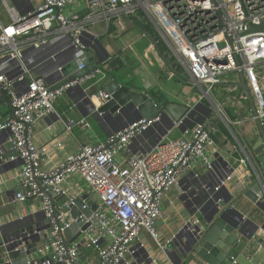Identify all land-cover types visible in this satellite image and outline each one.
<instances>
[{"label":"built area","instance_id":"1","mask_svg":"<svg viewBox=\"0 0 264 264\" xmlns=\"http://www.w3.org/2000/svg\"><path fill=\"white\" fill-rule=\"evenodd\" d=\"M83 1L81 10H71L73 0H18L29 10L21 13L10 0H0L8 21L0 16V97L7 99L11 109L9 116L0 112V134L9 133L6 143L12 153L8 161L21 162L20 186L13 202L40 200L44 220L20 217L22 229L4 239L1 246L22 252L29 264H132L144 247L138 243L143 231L158 243L163 198L180 178L198 161L207 172H216L210 156V151L213 156L216 150L209 124H197L186 131L189 136L173 138L183 121L169 128L161 112L133 120L106 141L84 145L54 169L46 170L43 162L48 150L36 145L35 124L54 113L56 102L71 90L87 84L89 89L99 87L108 77L107 66L63 84H49L36 70L38 64L28 67L24 62L22 53L31 47L45 49L55 39L86 53L99 40V24L104 25L105 33L111 27L125 32L126 20L148 24L157 34L156 44L162 42L168 48L182 74L176 71V75L198 88L201 100H207L217 114L222 113V106L213 95L214 88L223 83L224 76L242 73L256 106L252 120L264 125V31L250 30V24L264 20V0ZM36 50L28 52L30 60ZM86 62L82 60L79 70ZM111 97L100 89L91 100L101 106ZM158 127L164 132L153 148L139 153L131 149L135 140ZM4 148L0 144V161ZM72 176L83 180L100 204L91 198L83 200V208L96 206L90 217L70 216L74 200L79 198L67 185ZM232 178L229 172L216 177L213 192L226 188ZM54 197L66 200L58 202ZM80 220L89 227L65 245L61 235ZM197 224L188 221L178 234L197 229ZM36 238L44 241L33 244ZM8 263L5 256L0 258V264ZM231 264L241 263L234 259Z\"/></svg>","mask_w":264,"mask_h":264},{"label":"crops","instance_id":"2","mask_svg":"<svg viewBox=\"0 0 264 264\" xmlns=\"http://www.w3.org/2000/svg\"><path fill=\"white\" fill-rule=\"evenodd\" d=\"M17 1L10 0L13 5ZM38 1L36 0L35 3ZM83 6V0H73L70 8L81 10ZM0 16L4 22H8L1 6ZM125 24L127 29L122 33L115 27H111L109 32L105 33L104 25H97L96 29L100 33L99 40L86 52H91L96 61L106 55L110 56V60H119L122 63V72L127 68L132 69L134 72L132 73L136 76V86L142 88L144 85L152 96H154L153 93L161 92L171 103L185 104L191 108L198 106L201 110L198 116L202 115L206 119L204 123H209L211 138L215 144L216 153L212 156L210 151V156L215 162L216 172H207L204 164L198 161L163 198L157 231L158 243L164 247L165 251L143 231L138 243H142L144 247L132 259V264H173L166 251L176 245L184 248L182 243L188 240L190 234L196 233L197 230L193 227L190 231L178 234L188 221H197V225L201 228L205 224L209 217V212L205 210L206 201L215 193L213 190L217 181L216 177L227 172L233 174L232 181L221 193L223 199H229L230 196L236 197L246 183L253 179L254 146L258 140L254 133L256 122L252 120L254 116L252 105L242 88V78L239 73L224 76L223 83L213 90L215 99L222 106V113L219 112L214 118L205 116L202 113H208V111L203 105L211 107L210 103L205 99L201 100L198 88L184 83L186 79L181 80L176 75L174 70L176 64L169 51L162 54L154 37L149 34L144 36L145 31L139 24L128 20ZM45 50L42 65L39 67L38 63L36 66L38 69L42 68L43 74H46L47 70L50 72V67L54 63L53 59L62 61L73 57L75 53L70 43H61L55 39ZM50 62L53 63L48 65ZM106 66L107 76L109 73L116 77L122 74V72H117L119 69L113 71L110 66ZM116 67L118 68L119 65L117 64ZM183 76L185 77L186 74L183 73ZM108 81L107 77L99 87L89 89L90 84H87L83 88L87 93H96L100 89L105 90L104 86ZM99 106L98 101L95 99L88 101L85 93L80 88H76L56 102L54 113L37 121L34 126V141L38 147H46L48 150L43 162L46 170L54 169L84 145H95L106 141L109 135L136 119L133 110L125 112L124 115L120 112L121 119L118 117L120 115H116L118 113L96 115L95 109ZM0 112L4 116H9L11 113L7 99L3 97H0ZM167 123L169 124V120L164 122V124ZM186 131L188 130L176 129L172 137H187L189 134H186ZM163 132L159 127L151 130L145 136L135 140L131 149L136 153L150 150L159 142ZM8 138V132L0 134V144L5 145L1 155L3 160L0 161V245L4 239L8 240L12 234L22 229L24 223L18 220L20 217L33 216L40 223L44 221L40 200L33 199L24 203L13 202L20 186L18 174L21 162L19 160L8 161V154L12 153L6 143ZM67 185L71 194L79 198H91L100 205L96 197L90 196L92 191L80 178L69 177ZM54 199L58 202L63 201L59 197H54ZM233 207L238 209L249 231L254 230V224L260 226L261 223L257 219L253 205H248L243 209L238 206ZM254 233V238L246 245L237 259L241 264H264V231L258 228ZM174 236L177 238L173 241ZM43 241L41 238H36L33 244H40ZM185 255L186 252L181 256L182 264H209L198 256L189 262Z\"/></svg>","mask_w":264,"mask_h":264},{"label":"water","instance_id":"3","mask_svg":"<svg viewBox=\"0 0 264 264\" xmlns=\"http://www.w3.org/2000/svg\"><path fill=\"white\" fill-rule=\"evenodd\" d=\"M14 4L21 13L29 11L18 2ZM250 30L264 31V20H262L259 25L250 24ZM44 48L46 49L47 47ZM72 48L75 51L73 57L63 59L62 61L54 60V63L50 62L48 64L50 65L53 63L50 67V72L47 70L46 74H44V78L49 84H63L74 78L81 77L97 67H104L105 65L110 66L113 71L119 69L117 72H122L123 70L122 63L119 60H110L109 55L96 61L91 52H82L75 46H72ZM45 49L36 50L34 47H31L23 52L22 56L26 66L32 67L43 62V57L46 54ZM34 50L36 51L32 56L33 59L30 60L27 54ZM84 59H87V65L83 70H79V65ZM117 64L119 65L118 68L116 67ZM36 70L43 74L42 68ZM132 72L130 68L124 69L119 77L109 73V81L104 86V89L107 93L111 94L112 97L106 104L96 108V115H115V113H118L116 115H120V112L124 115L125 112L133 110V115H135L137 119L140 117L150 118L161 112L164 117V122L169 120V128H171L175 122L183 121V125L177 128L181 131L190 130L197 124H204L206 119L202 117V115L198 116V113L201 112L198 106L191 108V106L185 104L171 103L168 99H165L161 103H157L154 97L145 89L144 85L142 88H139L136 84L126 85L119 79L125 76L128 81L135 82L136 76L133 74L134 72ZM240 75L242 78V88L245 90L251 102L253 115L256 116L257 111L252 93L246 84L243 74L241 73ZM184 83H187V80H185ZM80 89L85 93L88 101H91V96H93L94 93L85 92L83 87H80ZM203 106L208 111V113L203 112V115L211 118L217 115L212 107ZM121 116L122 115L118 117L121 119ZM255 122L256 127L254 133L257 135L258 140L254 146L255 153L253 161L255 170L253 179L246 183V186L238 192L236 197L230 196L231 198L228 197L229 199H223L224 197L221 195L223 189L208 197L205 210L209 212V217H207L202 228L197 226L196 233L190 234L188 240L182 243L184 244V248H179L180 245H176L171 249H167L166 252L173 264H182L183 260L181 256H183L185 252V256L188 257L187 261L189 262L198 256L206 260L209 264H231L234 259H238L246 245L254 238V232L258 230V228L264 231V125L260 120H256ZM52 195L55 196L56 193L54 192ZM84 199L85 198H76L74 200L75 205L70 210V216L73 219H80L81 216L90 217L96 210V206L92 209L83 208ZM62 200H66V198H62ZM248 205H253L257 219H259L261 223L260 226L254 224L253 231H249L247 227H245V220H243L238 209L233 207L238 206L243 209L248 207ZM57 215L58 213L55 212V218H57ZM56 224L59 225L57 219ZM89 225L90 224L86 223L85 220L72 223L61 235L63 243L67 245L78 239ZM73 235H75V237L72 239ZM0 255L1 257H6V260L9 262L8 264H29L28 257L25 254L20 251H11V248L8 246L0 245Z\"/></svg>","mask_w":264,"mask_h":264},{"label":"trees","instance_id":"4","mask_svg":"<svg viewBox=\"0 0 264 264\" xmlns=\"http://www.w3.org/2000/svg\"><path fill=\"white\" fill-rule=\"evenodd\" d=\"M139 24V26L141 27V29L142 30H144L146 33H148L150 36H152V37H154L153 39H154V41L156 42L157 40H158V37H157V34L154 32V30H152V28L147 24H145V23H138ZM158 47H159V49H160V51H161V53L163 54V53H165L166 51H168L167 50V48H166V46L162 43V42H160V43H158ZM175 71H177V74L179 75V76H181L182 74L180 73V71H178V70H176V69H174ZM124 84H126V85H130V83H131V81H128L126 78H125V76H123V77H120L119 78ZM154 94V99H155V101L157 102V103H161V102H163L165 99H167L166 98V95L165 94H163V93H161V92H157V93H153Z\"/></svg>","mask_w":264,"mask_h":264},{"label":"rangeland","instance_id":"5","mask_svg":"<svg viewBox=\"0 0 264 264\" xmlns=\"http://www.w3.org/2000/svg\"><path fill=\"white\" fill-rule=\"evenodd\" d=\"M130 84H136L135 82H131ZM91 192V191H90ZM91 197H95V194L93 192L90 193Z\"/></svg>","mask_w":264,"mask_h":264}]
</instances>
